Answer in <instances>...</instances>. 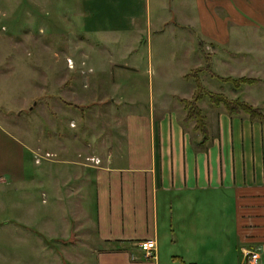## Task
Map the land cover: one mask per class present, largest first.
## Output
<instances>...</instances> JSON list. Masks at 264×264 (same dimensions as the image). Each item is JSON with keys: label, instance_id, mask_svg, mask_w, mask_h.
I'll return each instance as SVG.
<instances>
[{"label": "crops", "instance_id": "crops-1", "mask_svg": "<svg viewBox=\"0 0 264 264\" xmlns=\"http://www.w3.org/2000/svg\"><path fill=\"white\" fill-rule=\"evenodd\" d=\"M51 1H82L75 14L84 34L109 35L114 43L120 34H129L125 39L129 43L126 52L130 50L127 55L133 57L131 64L115 60L105 47L98 49L102 63L119 71L137 68L135 45L144 36L148 50L155 36L156 45L163 47L160 39L171 34L177 45L176 73L157 75L148 86L149 101L142 112L134 109L121 115L122 104L134 106L139 101L133 92L126 93L129 100L125 95H106L103 84L107 78L115 83L111 75L100 76L95 89H87L84 66L90 56L85 48H92L87 36H80L74 47L72 40L66 44L69 51L81 54L77 60L69 55L65 60L50 58L48 75L32 79L34 90L23 95L27 101L17 111L40 110L43 114L48 109L55 111L52 105L63 110V100L86 106L89 115L99 114V110L92 111L94 107H104L101 113H112L109 120L115 131L108 136L98 133L80 147L72 143L74 151L98 158L100 162L95 164L75 159L70 144L59 139L58 133L40 143L38 138L25 139L28 132L24 127L18 128L17 139L0 124V207L19 209L17 217L5 218L4 225L41 226L35 230L39 241L60 234L67 256L81 258L80 264H90L89 257L91 264H241L246 249L258 250L259 264H264V121L251 120L245 112L229 115L222 106L210 107L201 101L209 141L199 146L200 134L193 132V122H182L185 112L177 101V97L192 95L193 81L184 76L202 66L208 55L212 71L221 77L258 80L225 92L264 113V0ZM114 52L121 58L122 51ZM18 61L5 57L1 63L12 69L32 65L23 59L19 65ZM63 62L64 69L59 67ZM111 68L101 73L107 74ZM217 90H222L221 86L212 89ZM37 98H49L48 105L39 104ZM49 122L58 129L55 119ZM46 153L55 158L51 162L56 167L64 165L45 172L54 184L51 210H62L66 201L74 217L71 223L61 218L65 224L62 233L55 225L43 223L28 192L27 185L35 183L36 174L27 175V154L36 158ZM67 163L78 169L70 172ZM15 189L23 194L16 204L11 195ZM63 193L66 196L62 197ZM25 197L31 200L28 207L21 202ZM91 201L92 216L85 205ZM26 239L25 235L20 240ZM145 239L156 242L154 259L143 257L139 242Z\"/></svg>", "mask_w": 264, "mask_h": 264}, {"label": "rangeland", "instance_id": "rangeland-1", "mask_svg": "<svg viewBox=\"0 0 264 264\" xmlns=\"http://www.w3.org/2000/svg\"><path fill=\"white\" fill-rule=\"evenodd\" d=\"M86 3L87 2H84V4ZM82 4V1L0 0V118H2L0 119V124L5 127L3 128L10 135L17 139H19L17 135L19 133L18 128L21 129L24 127L28 132V135H24V138L26 139L29 137L31 140H36L38 138L41 140L40 143L45 138H50V135L54 137L56 133H58L57 137H59V139L63 140L64 143L68 142L70 144L75 159L77 158L80 162L87 163L88 161L93 162L90 160L92 157L86 156V154L80 151H74V146L80 147L84 145L91 141V138L98 133L102 135V133L104 134V132H106L108 136L109 133L113 132V123L112 120H109L111 119L110 116L112 113L107 112L104 114L101 113V109L104 107H94L92 111L99 110V114L90 113L89 115L86 106L84 107L72 101L71 103L77 105V107L69 106L64 103L65 100L63 99L61 103L63 110L52 105V109L56 112H51L49 111L50 109L43 114L40 113V110L30 113L25 109L24 111L18 112L17 108L22 105L21 103L25 100L27 101V98H24L23 95H25L26 92L34 90V86H32L34 81L32 79L34 78V80H37L42 77L44 73L48 75V62L52 57L56 56L58 59L65 60L66 56L69 55L71 58L77 60L76 56H81V54L78 53L77 55V50L69 51L71 48L67 49L66 44L71 43L72 40V47L74 43H80V36H87L89 39L88 42L92 47L85 48L87 54L90 56L88 65L84 66L87 72L86 78L89 79L86 85L87 89H95V84L100 80V76H114L115 83L117 84L116 86L114 85L115 83L113 84L108 78L107 81H105V85L103 84L106 95H113L114 93L119 96L125 95V98H123L129 100L130 97H126V93L129 92L131 94L133 92L132 94H135V99L139 101V103L134 106L129 105V103L122 104L120 106V114L122 115L123 113V115H125V113L131 112L134 109H138L136 111L142 112L149 101L148 86L156 81L155 78L157 75L160 73H176L177 65L174 62V57L177 45L172 39V35L166 34L163 39H160V41L163 42V47H158V45H156V38L158 37L155 36L152 42V49H148V51L146 48V37L144 36L141 42H137L135 45L137 48L136 53L139 57L138 65H136L137 68L135 70L127 69L126 71H119L118 69H114V67L111 68L110 65L102 63V55H99L98 49L100 50V48L105 47V51L108 55L111 53L113 55L111 57L115 60L118 61L120 59L122 62L131 64L133 57L127 55V52L130 50L127 49L126 52V47L129 43L127 42L128 40L125 39L129 34H120L121 36L119 37L121 38H118L117 43H114L109 35L105 36V34L92 31L90 33H82L80 20L77 14H75L77 9L81 8ZM64 16H66L68 20H66ZM125 20L126 19H124L123 23L127 24ZM88 26L89 28L91 27L90 25ZM78 47L79 46H77V48ZM114 51H122L121 58L117 56V54L114 55ZM5 57H11L13 60L19 59V65L22 64V59L24 62L30 61L32 65L16 66V68L12 69V66H6L1 63ZM61 64L64 65H59V67L64 69L66 62ZM72 67L73 70H76L75 64L74 66L72 65ZM107 67L111 68V71L107 74H102L101 70ZM9 75L13 76L8 79L7 76ZM200 79L204 86L210 91L215 88H220L221 86L222 90H217L216 92H221L230 98L226 92L229 88H233L231 83L222 84L207 74H202ZM42 83L43 81L41 84ZM3 89H5L4 92ZM6 89L11 91L6 92ZM49 89L48 86V90ZM64 98L66 99V97ZM36 100L39 101V104L48 105L49 103V98H37L35 101ZM96 100H98V98H95V101ZM35 101H33V104ZM205 102L208 106V102L206 100ZM92 106L93 105H90L88 107ZM19 113H21L20 116ZM50 119H52V121L53 119L57 121V130L52 128L49 122ZM4 122H7L9 125L5 126V124H3ZM70 123H72L71 125H73V127L69 126L68 128ZM66 138H68V140ZM72 143H74V146ZM72 154H68V156ZM37 157H40L39 163H35ZM37 157L35 158L34 155L27 154L26 168L29 172L27 175L29 176L30 173L31 175H33V173L36 174L35 183L30 182L29 185H27V187L29 186L28 192L34 199L32 204L35 205L36 214L42 216L43 221H45L43 223H45V225H55L59 229L57 231L62 233L60 229L62 227L65 228V224L62 223L61 218L71 223L74 217L67 208L66 201L63 202L62 210H51V206L55 203L52 193L54 184L53 179L49 182L48 175L45 172L51 169V167L52 169H56L63 164H58V167H56V164L51 162V160L55 158H49L50 156L47 158L45 156ZM65 166L70 169V172L78 169V166L69 163L65 164ZM39 180L42 182L40 185L38 183ZM11 195L14 197L16 204L23 194L21 190L15 189L11 192ZM26 195H28V193ZM63 196H66V194L63 193L62 197ZM30 201L31 200L27 197L21 200L27 207V203H31ZM85 205L91 216L94 215L93 202H88ZM18 210L19 209L12 208V206L6 210L0 207V264L81 263L79 261L81 258L67 256L68 251L65 249L66 244L60 240V234L55 236L52 240L43 237L42 240L39 241L38 238L36 239L38 233H36L35 230L40 229L41 226H28L25 228L17 223L4 225L3 221L5 218L13 219V217H17L19 213ZM21 211H27V209H21ZM25 218L33 219V217L29 216H25ZM45 225L42 226L45 227ZM25 235L28 237V240L26 239L24 242L20 239L24 238ZM89 259L90 257L87 261L91 264V260Z\"/></svg>", "mask_w": 264, "mask_h": 264}, {"label": "trees", "instance_id": "trees-1", "mask_svg": "<svg viewBox=\"0 0 264 264\" xmlns=\"http://www.w3.org/2000/svg\"><path fill=\"white\" fill-rule=\"evenodd\" d=\"M202 74H207L222 84L231 83L234 89H238L243 84H253L258 81L256 78H232L217 75L212 71L211 60L208 55H205L204 64L202 66L191 69L184 76L186 79H191L193 81L194 89L189 98L177 97V101L182 105L185 112L182 122H193V132L200 134L199 146H205L209 141L207 117L199 105L201 101L206 100L210 107L222 106L229 115H239L241 112H245L251 120L257 119L264 121V113L260 107L253 106L239 98H228L221 92L218 93L208 90L200 79ZM64 103L69 106L77 107V105L71 102L65 101Z\"/></svg>", "mask_w": 264, "mask_h": 264}, {"label": "built area", "instance_id": "built-area-1", "mask_svg": "<svg viewBox=\"0 0 264 264\" xmlns=\"http://www.w3.org/2000/svg\"><path fill=\"white\" fill-rule=\"evenodd\" d=\"M50 154L46 153L45 157H49ZM39 158L37 157L35 159L36 163H39ZM91 161H93L95 164H98L100 161L97 158H90ZM139 247L141 249V252L143 253V257L145 259H154L156 255V242L153 239H145L141 242H139ZM244 257L243 262L241 264H259L260 260V254L258 250H244Z\"/></svg>", "mask_w": 264, "mask_h": 264}]
</instances>
